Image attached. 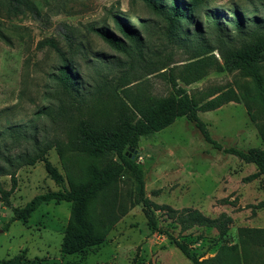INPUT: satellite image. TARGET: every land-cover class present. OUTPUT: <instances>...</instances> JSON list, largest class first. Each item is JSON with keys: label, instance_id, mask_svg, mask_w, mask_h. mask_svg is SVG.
Returning <instances> with one entry per match:
<instances>
[{"label": "rangeland", "instance_id": "1", "mask_svg": "<svg viewBox=\"0 0 264 264\" xmlns=\"http://www.w3.org/2000/svg\"><path fill=\"white\" fill-rule=\"evenodd\" d=\"M206 7L209 15L200 12L198 20L203 41L214 49L209 55L219 64L186 83L182 66L191 61L200 42H186L181 30L170 35L165 17L143 0H0V181L10 189L11 174L16 175L13 206L23 207L43 192L69 188L70 181L104 165L110 157L92 158L72 146L78 123H117L121 99L129 103L127 99L138 95L169 97L171 70L199 105L208 96L238 92L248 84L243 69L225 62L222 48L226 41L239 46L244 39L264 36V0H210ZM235 8L257 14L261 21L249 20L246 32L240 33L229 21ZM116 14L138 35L132 41L116 32L126 51L108 45L91 30L116 29ZM215 19L222 25L215 26ZM194 30L189 26V33ZM65 59L89 82L80 95L69 96L53 76ZM262 65L264 74V61ZM254 113L257 121L243 103L234 101L199 111L215 139L242 149L264 148L258 131L264 116L257 106ZM137 151L146 169V194L160 206L156 213L161 226L208 259L207 264H264V207H255L264 201V177L244 180L257 170L253 163L214 149L185 116L142 136ZM51 167L63 182L53 177ZM136 189L132 175H122L119 195L108 196L119 218L104 241L69 255L61 252V245L72 203L49 201L25 219L12 221V208L0 202V264L9 259L31 264H192L166 235L151 231L141 204L131 206L129 194ZM107 204L105 194H100L91 206L96 224L107 226ZM183 209L197 210L208 219L229 215L233 222L222 234L207 224L184 228L178 222Z\"/></svg>", "mask_w": 264, "mask_h": 264}, {"label": "trees", "instance_id": "2", "mask_svg": "<svg viewBox=\"0 0 264 264\" xmlns=\"http://www.w3.org/2000/svg\"><path fill=\"white\" fill-rule=\"evenodd\" d=\"M209 1L143 0L154 13L165 17L170 35H177L181 30L182 34L188 37L186 42H200L193 49L191 61L182 66V76L186 83L199 80L210 68L219 64L215 57L209 55L214 49L203 41V29L198 20L200 12L209 15L207 14L208 7H206ZM249 20L254 24L261 21L257 14L246 15L239 8H235L229 21L235 25L240 33H243L246 32L244 28ZM114 23L116 25L114 30L106 27H92L91 30L108 45L120 51H126L125 41L116 32H120L121 35L132 41L137 40L138 35L118 14L114 15ZM183 24L185 27H183ZM192 24L196 27V31L189 33V26ZM214 25H220L218 19H215ZM225 25L227 26V23ZM220 28L223 29V27ZM0 36H2L1 33ZM46 43L57 48L53 40H47ZM223 45L222 57L225 62L230 67L237 66L243 69L249 79L248 84L241 87L240 91L223 92L214 97L208 96L199 105L194 97L178 84L173 70H171L169 76L173 94L169 97L147 98L138 95L127 99L129 103L121 99L117 103L119 117L118 122L115 124L98 127L90 120L82 119L78 123L77 137L72 142V146L77 147L80 152L92 158H110L101 167H95L87 172L84 178L70 181L69 188L40 193L20 208L13 206L11 202V195L18 184L16 175L11 174L12 186L10 189L5 188L0 181V202L12 208L13 216L11 220L25 219L29 213L49 201L70 202L73 205L72 216L65 230L61 252L69 255L86 251L101 244L104 241L106 231L119 218L114 213V205L110 203L108 196L116 197L119 195L118 181L122 175L130 173L137 184L136 191H131L129 194L131 206L142 205L147 225L151 231L166 235L192 261V264H207L208 259H201L189 249L187 244L160 225L156 213L160 206L154 203L146 194V169L138 160L139 155L135 153L139 149L142 136L160 131L171 124L176 117L185 116L214 149L232 154L256 166L257 170L245 177V181L260 176L264 177V148L242 149L237 146H224L212 136L207 122L199 115V111L215 110L234 101L245 105L252 121H257L254 113L255 106L260 109L264 116V74L262 72L264 36L262 38L253 37L250 40L244 39L239 46L229 41H226ZM79 74V67L65 59L53 76L58 84L63 87L64 92L70 96V94L80 95L81 91L87 88L86 85H89V82H86ZM258 131L264 141V121L258 123ZM50 172L57 181L63 182L62 175L55 167H51ZM100 194H105L108 203L107 226L103 222H101V225L96 224L91 217L94 201ZM255 207L263 208L264 201H261ZM121 208V212L124 214L127 211L126 205L123 204ZM169 210L172 211L173 209L169 208ZM182 212L178 217V222L183 224L184 228L195 223L207 224L216 227L222 234L227 231L228 226L233 222V218L229 215L208 219L202 217L197 210L183 209ZM2 264L31 263L9 259Z\"/></svg>", "mask_w": 264, "mask_h": 264}, {"label": "water", "instance_id": "3", "mask_svg": "<svg viewBox=\"0 0 264 264\" xmlns=\"http://www.w3.org/2000/svg\"><path fill=\"white\" fill-rule=\"evenodd\" d=\"M136 153H138V151H136Z\"/></svg>", "mask_w": 264, "mask_h": 264}]
</instances>
